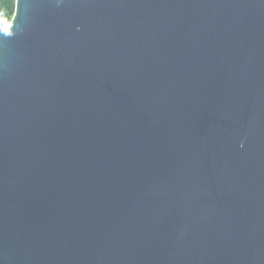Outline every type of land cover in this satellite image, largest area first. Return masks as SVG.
I'll use <instances>...</instances> for the list:
<instances>
[{
	"label": "water",
	"instance_id": "water-1",
	"mask_svg": "<svg viewBox=\"0 0 264 264\" xmlns=\"http://www.w3.org/2000/svg\"><path fill=\"white\" fill-rule=\"evenodd\" d=\"M0 27V264H264V0H15Z\"/></svg>",
	"mask_w": 264,
	"mask_h": 264
},
{
	"label": "trees",
	"instance_id": "trees-1",
	"mask_svg": "<svg viewBox=\"0 0 264 264\" xmlns=\"http://www.w3.org/2000/svg\"><path fill=\"white\" fill-rule=\"evenodd\" d=\"M15 10V0H0V27L8 25Z\"/></svg>",
	"mask_w": 264,
	"mask_h": 264
},
{
	"label": "snow or ice",
	"instance_id": "snow-or-ice-1",
	"mask_svg": "<svg viewBox=\"0 0 264 264\" xmlns=\"http://www.w3.org/2000/svg\"><path fill=\"white\" fill-rule=\"evenodd\" d=\"M3 31H4L5 34H9L7 25L4 26Z\"/></svg>",
	"mask_w": 264,
	"mask_h": 264
}]
</instances>
